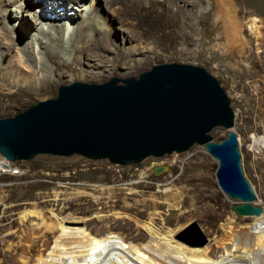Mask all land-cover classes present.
<instances>
[{"label":"rangeland","instance_id":"374dc122","mask_svg":"<svg viewBox=\"0 0 264 264\" xmlns=\"http://www.w3.org/2000/svg\"><path fill=\"white\" fill-rule=\"evenodd\" d=\"M14 1L10 0L7 6L10 18L6 24L20 29L22 23L14 16L22 2ZM32 3L34 5L33 0ZM34 8L32 6V10ZM144 10L149 15L148 20L144 18ZM134 11L129 17L136 23L133 33L137 36L131 42L146 45L147 59L144 62L134 67L132 59L139 55L130 54L117 63L115 71L109 67L103 74L70 79L72 73L68 70L63 81L33 94H25L21 88L14 100L4 98L0 118L12 117L37 101L54 98L61 84L102 82L111 76H137L158 63L201 66L224 89L233 111L231 128L216 126L208 134L214 142L225 138L228 131L237 134L240 169L256 193L254 205L264 207V143L262 147L257 145V141L264 140V0H148L140 14ZM251 16L261 20V38L256 39L247 28L246 21ZM26 20L33 22L30 15ZM114 25L118 27V23ZM142 28L148 31L144 36L139 33ZM116 30L119 36L114 39L118 47L122 45V34L120 29ZM9 162L18 168V173H0V264H8L12 257L13 263L22 264L15 254L16 250L25 248L19 221L21 211L35 202L44 206V213L48 216L50 202L44 199L54 191L61 192L62 197L55 204L58 208L64 207L62 215L89 218L94 209L102 205L110 208L116 204L119 208L124 201L130 203L133 205L129 210L132 218L118 217L116 220L121 225L133 223L132 226H135L134 217L140 220L150 217L151 197L155 195L160 214L157 223L179 229L175 238L188 246L209 244L217 250L212 238L224 234L223 225L228 220L243 229L253 225L257 230L253 217L233 213V207L241 202L227 197L219 189L214 177L217 162L204 145L193 144L182 152L148 156L139 163L124 165L111 163L106 158L90 159L74 153L66 156L40 153L28 160ZM158 166L165 169L155 173ZM142 168L151 169L145 180L138 179ZM129 181H132L128 185L132 186L130 191L122 187V183ZM81 191L94 196H86ZM90 220L100 225L96 218ZM50 240L53 241V237Z\"/></svg>","mask_w":264,"mask_h":264},{"label":"bare ground","instance_id":"6f19581e","mask_svg":"<svg viewBox=\"0 0 264 264\" xmlns=\"http://www.w3.org/2000/svg\"><path fill=\"white\" fill-rule=\"evenodd\" d=\"M9 1L0 0V105L5 97L14 100L21 88L25 94H33L63 81L68 70L72 73L70 79L74 76L84 78L103 74L109 67L115 71L117 63L130 54L139 55L132 59L134 67L147 59L146 45L131 42L137 34L133 33L136 23L129 14L134 10L135 14H140L148 0H33L34 5L32 0H20L22 4L14 16L22 23L20 29L6 24L10 18L6 11ZM32 6H35L33 10ZM143 14L148 20L146 10ZM28 15L32 23L26 20ZM246 22L253 36L261 38L260 18L251 16ZM116 29L122 34V45L118 47L114 39L119 34ZM147 32L142 28L139 33L144 36ZM262 143L264 140L257 141L259 147ZM160 168V171L165 169L164 166ZM150 170L140 169L138 179L145 180ZM7 172L18 173L0 169V173ZM131 183L124 182L122 187L130 191L132 186L128 185ZM250 188L255 198L249 203L242 202V207L250 212L239 215L253 217L257 230L248 224V229H243L228 220L223 225L224 234L212 238L217 250L209 244L203 247L185 245L175 238L179 229L157 223L160 214L155 195L151 197L150 217L147 220L134 217L135 226H132L133 223L121 225L116 220L118 217L132 218L129 210L133 205L130 203L124 201L119 208L116 204L110 208L102 205L94 209L89 218L62 215L64 207L58 208L55 204L61 199V192L54 191L44 199L50 202L48 216L44 206L35 202L22 209L19 221L25 248L16 250L15 254L22 264L30 261L32 264H264V207L254 205L256 193ZM81 193L94 196L86 191ZM232 210L238 214L234 207ZM35 218L38 221L34 222ZM92 218L100 225L94 224ZM10 260L8 264H15L13 257Z\"/></svg>","mask_w":264,"mask_h":264},{"label":"water","instance_id":"95a60500","mask_svg":"<svg viewBox=\"0 0 264 264\" xmlns=\"http://www.w3.org/2000/svg\"><path fill=\"white\" fill-rule=\"evenodd\" d=\"M232 125L229 98L214 76L194 64L158 63L137 76L61 84L54 98L0 118V155L15 161L74 153L124 165L204 145L217 162L219 189L241 202L238 214H248L242 202L255 195L240 169L236 134L218 142L208 134Z\"/></svg>","mask_w":264,"mask_h":264},{"label":"built area","instance_id":"2783aa9c","mask_svg":"<svg viewBox=\"0 0 264 264\" xmlns=\"http://www.w3.org/2000/svg\"><path fill=\"white\" fill-rule=\"evenodd\" d=\"M0 169H12L14 171L18 170L17 167H13V165L10 162L8 163V160L3 158L1 155H0Z\"/></svg>","mask_w":264,"mask_h":264}]
</instances>
